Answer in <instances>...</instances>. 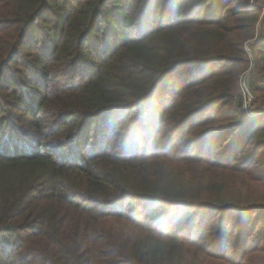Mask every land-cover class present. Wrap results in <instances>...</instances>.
Returning a JSON list of instances; mask_svg holds the SVG:
<instances>
[{
    "label": "trees",
    "instance_id": "obj_1",
    "mask_svg": "<svg viewBox=\"0 0 264 264\" xmlns=\"http://www.w3.org/2000/svg\"><path fill=\"white\" fill-rule=\"evenodd\" d=\"M254 1L0 0V264H245L246 228L228 254L220 241L233 230L210 213L250 222L264 191L209 173L256 179L264 123H224L248 167L222 165L219 152L190 157L175 136L232 97L246 40L264 35V0ZM37 28L45 38L32 52ZM215 63L229 74L203 71ZM255 72L264 77V53ZM254 232L248 252L264 249V226Z\"/></svg>",
    "mask_w": 264,
    "mask_h": 264
},
{
    "label": "rangeland",
    "instance_id": "obj_2",
    "mask_svg": "<svg viewBox=\"0 0 264 264\" xmlns=\"http://www.w3.org/2000/svg\"><path fill=\"white\" fill-rule=\"evenodd\" d=\"M246 2L243 4L244 9H255L257 7L254 0H250V3ZM234 2V1H233ZM235 3V2H234ZM41 26L42 23H41ZM38 31V32H37ZM45 38V34H43V31H41L40 28H37L32 36H30V45H33V49H31L32 52H37L35 49L37 48L38 44L37 42ZM108 40H110V36L107 37ZM102 40L99 38L97 41ZM256 44H259L260 47L254 46ZM245 51L247 53V61L243 65H239L235 67V70L240 71V75L238 77V85L232 95L226 102L219 105H215L210 107L208 110L200 113L197 115L194 119L192 118L187 126L184 128L183 131H179V135L177 134L175 138L177 137V141H179L181 138H183V144L186 145L188 148V152L186 153L190 157H201V156H207L209 153H215L219 152L220 156L216 154V157H219V160L221 161L222 165L230 166L234 164L235 162H242L243 164L246 163L247 167L250 166L251 160L245 158L244 154L242 153L243 150V143L241 142L239 144H236L234 147H229L225 140H227L228 137L231 136V134L234 132V129H231L230 131H226L229 127L224 125L226 120H232L233 118H237L238 115L246 116L248 119L257 120L258 123L263 124L264 123V90H258L261 84H264V77L263 75L257 74L256 71V61H260L261 54L264 53V35L261 34V31L259 30L252 38H249L246 40L244 44ZM90 49L95 50L93 46H90ZM255 50V53H254ZM263 66V63L261 64ZM262 67H259V71ZM230 65L225 63H215L210 64L207 67H203V71H205L207 74H211L212 72H218L222 71L225 76L229 74ZM88 71V70H86ZM232 71V70H231ZM83 72L78 71L76 74V77L81 75ZM27 74V73H26ZM178 76L180 75V72L176 73ZM175 75V76H177ZM56 85H61V80L56 79L55 80ZM63 82V81H62ZM51 86H56L53 82H50ZM173 87V85H172ZM181 87V86H180ZM177 91L179 90V87L172 88L170 91ZM182 90V89H181ZM181 96L178 97L177 100H180ZM18 117H25L26 114L24 112H17L13 111ZM212 118H220L221 123H210ZM5 117L1 120H3ZM14 122L19 126L20 129L24 128V123L14 120ZM262 122V123H261ZM204 130L201 132H196L195 134L191 131L195 128L199 130L200 128H203ZM97 127L93 128V133L97 132ZM214 130H224L221 131L218 134H215L211 137H209V132ZM255 131V130H254ZM184 135V136H183ZM205 135V137H203ZM3 136V135H2ZM24 140H26V135H23L20 137ZM174 138V139H175ZM176 141V142H177ZM209 141H213L211 144H209ZM264 143V141H262ZM209 146L211 149H209ZM221 146L222 151H217L218 147ZM19 149V147H17ZM7 150L10 151L9 148ZM206 152H208L206 154ZM256 160H262L264 162V148L260 150L259 154L256 157ZM254 166V173L253 176L256 177L254 180L249 179V175L247 171H239V172H230L228 170H211L209 173L213 178L215 179H225V180H235L236 182H239L242 184L243 182L248 183L247 187H253L259 191H264V177L262 178V175L264 174V163L259 165L256 162H253ZM209 172V171H208ZM129 203H125V206H128L130 202H133V200L128 201ZM147 206H152L150 203H143ZM120 210L122 208H119ZM150 209H154L153 206ZM181 209H178L180 211ZM211 218L214 220H219L220 218H224V223L227 224V227H230V229L233 230V233L230 237V243H227L228 239L225 241H220V244L225 245L227 247V253L231 254L232 252V246L234 245V240L239 236V229L242 224V228H246L247 235H250V242L249 246L247 247V250L245 252V257H243V263L245 264H264V249L263 250H254L249 251L251 246L254 244V240L257 236V233H252L255 228H260L261 226H264V212L254 213V212H248L244 213V216H247V218L250 220V222L247 220L245 223H241V214L235 212H214L210 213ZM201 219V216L200 218ZM165 221L161 220L159 225H162V223ZM176 223L179 224V220L176 221ZM185 224V222H184ZM158 225V226H159ZM212 225H209L206 228L209 230H212ZM235 228V229H233ZM213 234H219V229L216 227L214 231H212ZM208 233V232H207ZM209 234V233H208ZM253 235V236H252ZM253 237V239L251 238ZM192 239H195V234L191 235ZM219 239V238H218ZM260 244L264 245V240L261 241L260 238ZM262 245V246H263ZM214 262V260H212Z\"/></svg>",
    "mask_w": 264,
    "mask_h": 264
}]
</instances>
